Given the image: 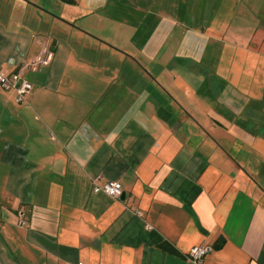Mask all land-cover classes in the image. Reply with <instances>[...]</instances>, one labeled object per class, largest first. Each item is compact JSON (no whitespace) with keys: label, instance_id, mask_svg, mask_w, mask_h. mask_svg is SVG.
Returning <instances> with one entry per match:
<instances>
[{"label":"crops","instance_id":"0c3cea01","mask_svg":"<svg viewBox=\"0 0 264 264\" xmlns=\"http://www.w3.org/2000/svg\"><path fill=\"white\" fill-rule=\"evenodd\" d=\"M45 50L0 86V264H264V0H0V71Z\"/></svg>","mask_w":264,"mask_h":264},{"label":"built area","instance_id":"2783aa9c","mask_svg":"<svg viewBox=\"0 0 264 264\" xmlns=\"http://www.w3.org/2000/svg\"><path fill=\"white\" fill-rule=\"evenodd\" d=\"M50 55L51 52L45 50L34 59L24 62L18 70L10 74H5L0 71V86L5 90H12L15 93V102H23L32 90V84L24 78L23 72L27 69H38L46 64ZM92 192L104 193L113 198H119L122 195V187L118 181H107L102 184H97L94 180L92 182ZM20 224L23 225L24 222L20 220ZM210 249L211 247L208 244L194 245L189 248L185 256L193 264H201L203 257Z\"/></svg>","mask_w":264,"mask_h":264},{"label":"trees","instance_id":"16d2710c","mask_svg":"<svg viewBox=\"0 0 264 264\" xmlns=\"http://www.w3.org/2000/svg\"><path fill=\"white\" fill-rule=\"evenodd\" d=\"M61 2L67 3V4H72L74 3V0H60Z\"/></svg>","mask_w":264,"mask_h":264},{"label":"rangeland","instance_id":"374dc122","mask_svg":"<svg viewBox=\"0 0 264 264\" xmlns=\"http://www.w3.org/2000/svg\"><path fill=\"white\" fill-rule=\"evenodd\" d=\"M24 78L27 79V80H29L28 78H31V77L30 76H25Z\"/></svg>","mask_w":264,"mask_h":264}]
</instances>
